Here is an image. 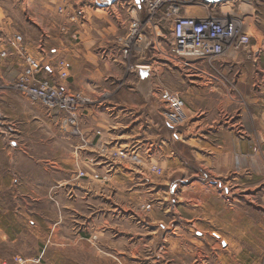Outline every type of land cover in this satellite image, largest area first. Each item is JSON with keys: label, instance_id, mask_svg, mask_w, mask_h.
<instances>
[{"label": "rangeland", "instance_id": "374dc122", "mask_svg": "<svg viewBox=\"0 0 264 264\" xmlns=\"http://www.w3.org/2000/svg\"><path fill=\"white\" fill-rule=\"evenodd\" d=\"M122 1L131 3V0H0V52L7 53L6 58L0 57V165L14 166L18 182L14 190L3 188L0 193L5 196L13 192L20 195L21 209H29L31 215H34L25 220L27 224L31 222L37 226L34 235L37 239L36 243L45 229L53 228L48 259L42 258L38 264H124V262L136 264L138 261L135 257L140 258L144 252L140 241V234H143L142 222L139 223L138 218L127 216L113 217L110 216L111 212H107L113 209L122 211L131 208L128 185L122 179L95 187L76 185L75 179L82 180L86 177L83 167H78L76 163L78 155L75 156L71 150L72 147L80 144V141L76 140L79 136L69 134L62 122V130L70 136L67 142L59 128L43 121L45 109L41 105L30 104L22 93L12 88V84L21 72L11 53V51L17 52L12 46L14 37H21L20 45L26 54L23 43L36 41L45 33L67 37L70 41L68 44L77 51L78 38L76 36L73 40L71 36L76 33L88 34L92 40L96 33L103 32L108 27L107 12L104 7L112 5L114 8L116 3ZM189 1L191 2L187 7L192 9L182 8L181 15L216 19L242 18L248 26V43L235 45L237 49L234 50H224L223 55L213 61L175 60L180 61L191 72H196L199 77L202 76L211 82L207 88L200 83V86L198 85L200 88L191 91L185 109L186 121L182 126L176 127V135L164 125L163 109L152 94L145 98L142 95L146 104L142 98H139L137 115L142 116L144 121L148 118L151 131L158 134L159 139L167 140L174 150L176 149L178 161H182L191 171L197 172L199 177L205 179L203 183L207 182L212 187H216V181L228 183L227 187L230 190L228 195L222 188L220 190L216 188V194L211 198L206 212L207 228L209 232H216L210 235L212 238L209 240L216 241V238H219L228 243V256L223 262L264 264V0H232L211 3V5L205 0ZM117 11V14L122 15L121 10L117 9ZM247 14L250 15L248 19H246ZM72 18L75 20L70 21ZM115 21L120 27L119 20ZM124 21L125 18L121 20L125 26ZM81 22L86 23L85 26H81ZM124 26L117 29L120 33L124 32L123 35L126 32ZM161 33L169 35L165 27L161 28ZM148 35L151 36L149 33ZM89 38L85 40V46L92 49ZM3 40L5 47L2 44ZM252 51H255L254 58ZM145 53L148 56L145 62L154 65L152 70L157 68V64L172 65L165 60L171 53L167 41L160 40L154 49L151 42ZM18 54L20 53L17 52ZM20 56L23 58L22 54ZM15 57L20 58L19 55ZM133 60L136 61L135 58ZM123 74L125 80L133 76L129 77L125 72ZM152 81L157 88L186 92L187 85L177 71L176 74L171 72L162 74L158 69L153 71L152 77L150 76V91ZM113 83L117 85L120 82ZM119 91H116V95ZM144 92H148V88ZM202 113L204 115H201ZM233 113L244 115L243 135H231L226 131L217 132L204 125V121L210 124V121L218 115ZM195 123H203L201 132H198L197 127L189 128ZM243 125L239 126L243 127ZM186 127L188 131L182 133L181 137L177 136L178 129ZM216 146H222V149H217ZM106 147V144L100 146L102 155L109 152ZM194 151L201 154L212 152V154L196 157ZM113 152L110 153L112 158L115 157ZM197 160L202 161L204 165L202 168L206 171L200 169ZM156 168L160 173L162 172L160 168ZM217 169H221L222 173L220 174ZM208 171H211L212 175ZM71 178H75L74 181L70 180L71 182L67 184V179ZM93 188L96 189V193L102 195L99 203L102 211L100 218L93 221L92 217L79 218L69 214L66 208L69 202L70 205H77L73 202L76 198L72 196L81 197L83 193H91ZM29 194L34 199V196L36 199H42L46 194L51 198V202L47 206L43 202H25ZM108 197L111 199L108 200ZM89 204H86V207L91 208L92 202ZM147 206L149 210L151 209L150 204L143 205L144 212L149 211L145 210ZM25 224L24 221L22 226ZM30 230L34 231L32 228ZM22 232L20 260L25 261V264H33L29 260L33 251L28 248L35 243L24 242L28 237L32 239L33 235L24 227ZM94 232L100 235L93 236ZM194 239L201 240L197 236H185L183 241H186L184 242L186 250L181 254H186L184 257L190 258L191 263L196 258H201L205 252L210 253L206 249L198 250L193 246L189 251L186 246L189 244L187 241ZM8 252L0 248V256ZM213 259L214 264H220L215 258ZM16 260L19 259L0 261L15 264Z\"/></svg>", "mask_w": 264, "mask_h": 264}, {"label": "crops", "instance_id": "0c3cea01", "mask_svg": "<svg viewBox=\"0 0 264 264\" xmlns=\"http://www.w3.org/2000/svg\"><path fill=\"white\" fill-rule=\"evenodd\" d=\"M129 5V2L122 1L116 3L114 8L112 5L104 7L107 12L106 19L108 21L106 23L108 27L103 32L96 33L92 40L88 34H73L71 38L75 40L77 36L79 41L78 47H76L78 48L77 51H75V47L68 44L70 41L67 37H59L54 34L45 33L36 41L23 43L27 54L40 62L44 78L54 79L58 72V63L63 62L68 77L61 82V86L68 92L81 93L92 101V104L81 113L80 136L76 139L80 141V144L71 148L74 155H78L76 163L78 167H83L82 170L85 171L86 177L82 180L79 178L67 179L66 183L68 184L71 182L70 180L74 181L73 179H75L76 185L95 187L122 179L128 185L127 192L130 199L129 203L132 204L131 208L122 211L113 209L107 212H111L110 216L113 217L127 216L133 219L138 218V222H142L141 233L143 234H139L144 252L140 258L135 257L138 261L136 264H214L213 258L220 264H225L223 259H227L228 256V243L219 238H216V241L209 240L212 238L210 235L216 232H209L206 222L208 214L206 212H208L211 198L216 194V188L219 190L222 188L228 195L230 192L227 187L228 183L216 181V187L208 185L207 182L203 183L205 179L199 177L197 172L191 171L185 163L178 161L175 154L176 149L174 150L167 140L159 139V135L151 131L148 118L144 121L142 116L137 115L136 109L140 106L139 98H142L146 104L142 94L138 91L139 77L137 74L127 79L117 95L116 92L112 93L109 100L100 103L101 95L110 92L115 85L113 82H120L124 77L123 65L119 60L120 46L117 43L118 38L124 32L120 33L117 29L123 28L124 25L121 20L123 21L124 18V29H127L130 21L128 17ZM117 9L121 10L122 15L117 14ZM73 20L75 19H70V21ZM115 20H119L120 27L116 25ZM85 24L81 22L80 25L85 26ZM152 35H159V31L153 30ZM88 38L92 44V49L85 46V40ZM158 41L160 39L152 36L151 42H153L154 47ZM4 42L5 40L2 41L3 47H5ZM11 53L15 59L14 62L21 71L23 58L20 54H18L20 58L15 57V55L18 56L15 51H11ZM252 53L254 58L255 51ZM168 56L169 58L165 60L171 62L172 65L161 63V65L157 64L156 69L162 74L166 72L176 74V71L177 74H180L183 82L187 85L186 92L180 90H173V92L177 91L176 93L181 95L187 107V100L191 91L200 88V83L207 88L211 82L202 76L199 77L196 72L193 73L190 69H186L180 61H175L170 55ZM147 57L145 51L134 53L136 62L146 67L152 77V73L156 69L152 70L154 65L145 62ZM76 72L79 74L77 75ZM152 89H155L153 81ZM46 111L44 110L45 114L42 116L43 121L48 122L49 125L52 123L55 128H59L62 137L68 142L70 136L62 130V116H53ZM243 118V113L241 115L222 114L216 116L213 121H210V124L204 121V125H208V129L217 132L226 131L231 135H243L245 130L242 123ZM163 123H165L164 119ZM239 123L243 127L239 126ZM202 124L195 123L189 128L197 127L198 132H201L203 130ZM164 125L167 126L168 130H173L176 135L177 128H171L166 123ZM97 131L100 132V137L96 135ZM178 131L177 136L181 137L182 133L188 131V127L178 129ZM241 131L243 133L240 134ZM150 132L152 133L151 136ZM102 144H106L109 151L103 155L100 153ZM216 147L222 149V146ZM113 151L126 153L128 159L122 161L110 157V153ZM197 151H194L196 157L207 153L212 154V152L201 154ZM132 155L138 158L139 163L130 161L129 158ZM197 162L199 161L197 160ZM199 165L201 170L206 171L202 168L204 166L202 161L199 162ZM153 166L160 168L162 172L160 174L152 172L150 168ZM217 170L220 174L222 173L221 169ZM14 171V166L10 164L0 165V192L3 188L4 190L16 188L18 182ZM208 173L212 175L211 171ZM95 191L96 189L93 188L91 193H83L81 197L73 195L72 197L76 198L73 202L77 205H70L68 201L67 212L79 218L92 217L93 221L100 218L102 211L99 208V203L102 195ZM34 197L35 199L29 194L25 198V202H43L45 206L51 202V198L47 197L46 194L42 199ZM110 199L111 197H108V200ZM73 202L71 201V203ZM90 202H92L91 208L86 207V204L90 205ZM139 202L142 204L138 205ZM146 204H150L151 207L148 212L143 211V205ZM33 216L29 209H21L19 194L13 192L5 196L0 193V248L9 251L8 254L5 253V255L0 256V260L22 258L20 246L23 234L22 227L33 235L32 239L28 237L24 242L35 243L28 248V250L33 251L29 260L33 264H38L40 259H48V249L52 246L53 228L46 227L48 231L45 229L36 243L37 239L34 238V235L37 226L31 222L27 224L25 220ZM23 220L26 223L24 226H22ZM31 228L34 231H31ZM97 234L100 235L94 232L93 236ZM186 235L189 237L197 236L201 239L200 241L196 239L187 241L189 244L186 246L189 251L194 247L198 250L206 249L210 253L205 252L201 258H196L191 263L190 258L184 257L186 254L181 255L182 251L186 250L184 246L186 241H183ZM221 238L223 237L221 236ZM88 240L90 241V239ZM124 264L126 263L124 262Z\"/></svg>", "mask_w": 264, "mask_h": 264}, {"label": "built area", "instance_id": "2783aa9c", "mask_svg": "<svg viewBox=\"0 0 264 264\" xmlns=\"http://www.w3.org/2000/svg\"><path fill=\"white\" fill-rule=\"evenodd\" d=\"M190 2L189 0H131L128 9L130 17L128 27L125 34L117 40L120 46L119 60L123 65L124 72L129 77L135 76L139 68L143 67L133 60L134 53L146 51L150 47L152 36L167 41L170 45V56L174 60L213 61L221 57L224 50H234L237 49L235 45L248 43V26L245 25L242 18L239 20L226 17L216 19L206 16L198 18L192 15H181L180 10L190 5ZM207 4L211 5V3ZM187 8L192 9V7ZM248 18L250 15L247 14L246 19ZM162 27L168 29L169 35L161 33ZM155 29L159 31V35H152ZM21 41L19 36L13 39L12 46L23 55L24 64L12 84V88L22 93L30 104L41 105L53 116L61 115L62 122L69 134L80 136L81 113L92 104L91 99L81 93L68 92L61 86V82L68 77L63 62L58 63V72L54 79L44 78L40 62L23 52ZM0 57L6 58L7 53L1 51ZM127 79L125 80L123 77L113 91L103 93L100 103L109 100L112 93L125 85ZM151 94L163 109L162 117L165 123L171 128L182 126L186 121V106L183 98L178 93L162 87H155ZM96 135L99 136L100 132L97 131ZM113 155L116 159L128 156L126 153L120 152H113ZM130 160L139 163L138 158L134 155L130 157ZM151 170L160 173L156 167H152ZM145 210H149V207H145ZM0 264L10 263L0 261ZM15 264H25V261L19 259L15 261Z\"/></svg>", "mask_w": 264, "mask_h": 264}, {"label": "water", "instance_id": "95a60500", "mask_svg": "<svg viewBox=\"0 0 264 264\" xmlns=\"http://www.w3.org/2000/svg\"><path fill=\"white\" fill-rule=\"evenodd\" d=\"M232 0H206L208 3H222L229 2ZM137 75L139 77V85L138 91L145 97H149L151 95L150 91V74L147 70H138ZM148 88V92H144Z\"/></svg>", "mask_w": 264, "mask_h": 264}, {"label": "bare ground", "instance_id": "6f19581e", "mask_svg": "<svg viewBox=\"0 0 264 264\" xmlns=\"http://www.w3.org/2000/svg\"><path fill=\"white\" fill-rule=\"evenodd\" d=\"M206 1V0H205ZM139 70H147L148 71V69L146 68V67H142V68H139ZM117 152V151H116ZM120 153H122V152H120Z\"/></svg>", "mask_w": 264, "mask_h": 264}]
</instances>
